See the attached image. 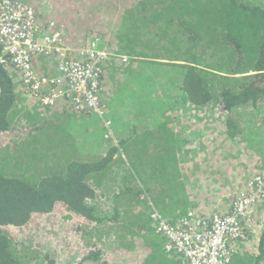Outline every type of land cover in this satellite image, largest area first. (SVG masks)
<instances>
[{
    "label": "trees",
    "instance_id": "obj_1",
    "mask_svg": "<svg viewBox=\"0 0 264 264\" xmlns=\"http://www.w3.org/2000/svg\"><path fill=\"white\" fill-rule=\"evenodd\" d=\"M23 1L36 8L42 23L63 25L75 49L105 38L111 55L130 57L123 73L128 77L145 78L144 67L162 68L168 88L176 86L177 94L159 97L164 84H153L158 99L147 101L161 107L138 109L143 115L157 113L155 132L134 130L110 144L96 143L98 127L88 126L84 113L62 102H27L16 76L0 63V264H56L49 254L19 248L14 239L21 230L40 229L47 221L57 226L59 220L72 222L89 246L77 264H119L114 260L119 257L126 264H184L164 250L150 210L156 206L169 214L178 209L182 215L189 209L207 218L212 214L207 210L228 209L213 204L215 196L189 191L186 163L196 151L182 133L193 116L208 124L207 113H220L219 133L236 139L244 130L241 112L264 108V2L47 0L52 10L42 14L41 0ZM116 13L119 18H112ZM106 74L103 69L100 86L109 93ZM170 110L181 112V121ZM109 181H118V187L105 210L97 204L98 190ZM193 199L207 205L187 207ZM247 213V239L233 264H264V201L252 202Z\"/></svg>",
    "mask_w": 264,
    "mask_h": 264
},
{
    "label": "built area",
    "instance_id": "obj_2",
    "mask_svg": "<svg viewBox=\"0 0 264 264\" xmlns=\"http://www.w3.org/2000/svg\"><path fill=\"white\" fill-rule=\"evenodd\" d=\"M43 12L50 14L51 10ZM68 36V31L55 20L42 23L36 8L29 3L0 0V63L10 73L15 71L25 96L41 106L64 101L74 111L110 122L100 77L112 56L125 64L130 57L111 55L96 38L75 49L67 43ZM39 58L50 61V70L37 67ZM258 200L264 201V172L245 181L224 212L205 218L188 210L173 221L152 206L150 218L155 233L163 238L164 250L177 255L184 264H233L239 245L247 239L244 224L250 216L248 207Z\"/></svg>",
    "mask_w": 264,
    "mask_h": 264
},
{
    "label": "rangeland",
    "instance_id": "obj_3",
    "mask_svg": "<svg viewBox=\"0 0 264 264\" xmlns=\"http://www.w3.org/2000/svg\"><path fill=\"white\" fill-rule=\"evenodd\" d=\"M249 2H264V0H248ZM39 10H43L48 8L47 0H41L39 2ZM85 11H87L85 9ZM121 13H116L112 18L118 19ZM122 30V31H121ZM119 31L124 32V28ZM69 33V32H68ZM94 36H93V35ZM101 34V33H100ZM128 34V33H127ZM95 37V34L92 32L90 36ZM101 35H106L102 33ZM102 36V37H103ZM99 41V46L102 48L109 49V44L106 42L105 38H97ZM94 39V38H93ZM111 51V50H110ZM130 61V60H129ZM39 65L48 68V62L45 60H39ZM127 64V63H126ZM126 64L122 61H119L115 57H112L109 62L106 64L105 71L107 76V84L106 88L109 90V93L101 91L103 103L106 109V118L109 121L103 122L104 119H101L95 115L91 116L88 114H83L81 117L85 116V123L94 128L98 127L93 135H101V137L94 138L96 143L102 139L104 144H110L112 139L121 138L125 135L132 134L134 130L142 132L146 129H149L155 132V125L159 120L157 113L151 112L150 114L143 115V113L138 110L140 108H145L146 111H149L148 106H153L154 111L157 107H161L160 104L148 103V99L156 98V94L158 89L151 88L152 85L156 84H164L161 87L162 94H157L159 97L170 98L176 96V86L172 89L168 88V82L164 77V72L162 68L148 66L143 68V74L146 77H128L129 72L126 71L124 73V69L126 68ZM129 64V62H128ZM107 68V69H106ZM16 76L15 71H12ZM163 79V81H161ZM17 80V79H16ZM18 81V80H17ZM140 81H142L140 83ZM20 85V84H19ZM20 88V87H19ZM151 88V89H150ZM120 95V96H118ZM112 98V102L110 104L111 110H108V106L110 99ZM138 100L140 103L138 104ZM27 102H33L32 99H26ZM136 103L135 107L132 106L133 103ZM64 107H70L68 103L62 101ZM244 109V108H243ZM261 109L249 108L241 112L240 118L243 121V134L240 137L235 138H226L230 139L233 143L232 148L225 151L227 145L230 146L231 142L226 143L220 133L216 131V129L210 130L208 128L203 129V126H213L214 123L219 122L222 123L223 118L220 117L217 113H207L211 115L208 120V124L201 123L202 117H192L190 120H186L185 129H183L182 135L188 138L191 141V147L194 146L200 150V156H195L197 158L199 166L194 170V176L199 180V185L201 190L203 189L204 193L207 192V197L215 196L216 198H220L223 204L227 206L229 203L231 204L233 198L236 196L240 188L243 187V182H241V178H235L234 174L239 175L244 171H258L255 174H260V172L264 171V117H261ZM108 110V111H107ZM240 110V109H239ZM112 112V113H111ZM181 112H174L170 110V114L175 117H172L177 122L181 121V118H177ZM235 113V112H234ZM222 115V114H221ZM239 115L236 112V116ZM148 118H150L148 120ZM84 120V118H83ZM165 120V118H164ZM206 120V119H205ZM109 123V126L106 123ZM84 124L85 127L88 126ZM84 126L82 125L81 135L84 134ZM203 129V130H202ZM209 132L207 135H204L202 131ZM200 131V132H198ZM109 133V137H106V134ZM211 133V134H210ZM212 135H214V139L216 136H220V141H213ZM183 137V136H182ZM234 139V140H232ZM261 141L262 144H261ZM215 143L217 145H215ZM226 143V144H225ZM220 144V145H219ZM197 145H201L198 147ZM215 145V146H213ZM204 147H210L209 149ZM211 146L215 147L217 150L222 149V158H220V163H216L212 169L211 161ZM152 146L150 145V148ZM247 149L248 156L250 154H254L256 152H263V168H256L254 164L247 163V167L240 166L242 162H233L235 158H239L242 153L241 150ZM225 151V152H224ZM246 152V154H247ZM197 154V152H195ZM198 155V154H197ZM125 156V154H123ZM202 158V162L201 159ZM228 158V159H227ZM127 159V158H126ZM205 164V165H204ZM240 167H235L238 165ZM204 166V167H203ZM228 167V168H227ZM119 168H121L119 166ZM227 168V169H226ZM241 168L240 171H236ZM226 169V170H225ZM261 169V170H260ZM119 170V169H118ZM225 170V171H224ZM229 171V173H227ZM236 171V172H235ZM190 174V173H189ZM253 174V175H255ZM252 175V176H253ZM116 177V176H115ZM190 177L193 176L190 174ZM233 178V181H230L231 184H228V179ZM230 180V179H229ZM232 180V179H231ZM215 182V183H214ZM106 185V186H105ZM100 190H98L100 199H97V204L108 210L111 206V196L115 189L118 187V181L113 182L109 181L105 184ZM197 186V187H198ZM200 189V188H198ZM197 189V190H198ZM203 191H199V194H202ZM201 192V193H200ZM220 202V201H219ZM218 202V203H219ZM229 204V205H230ZM202 208V207H201ZM229 208V207H227ZM201 210V209H200ZM226 210V209H224ZM222 210V211H224ZM58 225L55 226V223L47 221L45 225L39 226L40 229H34L35 227L28 228L25 230H21L15 234V242L19 248H24L30 246L43 254H49L52 256L56 262V264H77L80 261V258H83L84 252L89 250V246H85V241L82 239L81 234H78L75 229H73L72 222H63L61 220L58 221ZM38 227V226H37ZM104 252L107 250L105 248ZM42 258V257H39ZM39 258L32 260L33 263L38 262ZM112 259H114L112 257ZM116 263L126 264V259L123 257H119V259H114Z\"/></svg>",
    "mask_w": 264,
    "mask_h": 264
},
{
    "label": "crops",
    "instance_id": "obj_4",
    "mask_svg": "<svg viewBox=\"0 0 264 264\" xmlns=\"http://www.w3.org/2000/svg\"><path fill=\"white\" fill-rule=\"evenodd\" d=\"M47 4H48V8H46V9H50V10H52V8H51V6L49 5V3L47 2ZM45 10V9H44ZM41 12H42V14H45L44 12H43V10H40ZM41 60H42V58H41ZM43 60H45V61H47V62H50V61H48V60H46V59H43ZM41 71H48V70H50V66L48 67V68H45V67H43V66H41V65H39L38 64V66H37ZM261 113L262 112H264V109L263 110H261L260 111ZM197 117H198V115H197ZM261 117H264V113L263 114H261ZM221 124H223V123H219V122H215L214 123V125L213 126H215V127H211V126H209V125H207V126H203L204 128L203 129H205V128H208V129H210V130H212V128H213V130L214 129H216V131L219 133L220 131V125ZM202 129V130H203ZM198 132H200V131H198ZM203 133H204V135H207L209 132H207V131H202ZM219 135L218 136H216V139H214V135H212V140L213 141H220L219 140ZM223 137V136H222ZM223 139H224V141L226 142V143H229V142H231V144H230V146L229 145H227V147H226V149H225V151L227 152V150H229L230 148H232V145H233V143H232V141L230 140V139H226L225 137H223ZM232 140H234V139H232ZM262 142L263 141H261V144H262ZM225 143V144H226ZM215 145H217L216 143H215ZM215 145H213V146H215ZM220 145V144H219ZM198 147H201V145L199 146V145H197ZM213 146H211V150H212V154H211V159H209L208 161H211V167H212V169H213V167H214V165L218 162V163H220L219 161H220V158H222V157H220V156H222V149H216L215 147H213ZM264 146V145H263ZM192 147H194V146H192ZM203 148L204 149H206V148H208V147H204L203 146ZM210 148V147H209ZM208 148V149H209ZM194 149H195V151L197 152V154L195 155V156H200V150L198 149V148H195L194 147ZM224 151V152H225ZM241 152L242 153H245V155H243V154H240V156H239V158H235L234 160H233V162H242L241 163V165L240 166H243V167H247V163H252V164H254V165H256L255 167L258 169V168H263V158H262V154H263V152H256L255 154H254V156H253V154H250V156H248V152H247V149H245L244 148V150H241ZM246 152H247V154H246ZM197 157V158H198ZM197 158H193L191 161H189L188 163H186L187 164V166H189L190 167V169L188 170V172L193 176V178L192 177H188L184 182L186 183V185L189 187V191L191 192V194H195L194 193V191L196 190V189H198V188H200V189H198L199 191H203V189L201 190V187L200 186H198L199 185V180L198 179H196L195 178V176H194V170H195V168L196 167H198L199 166V164H198V161H197ZM201 159V162H202V158H200ZM228 159V158H227ZM205 165V164H204ZM239 166V164L238 165H236L235 167H240ZM204 167V166H203ZM228 168V167H227ZM226 168V169H227ZM225 169V170H226ZM260 169V170H261ZM214 170V169H213ZM224 170V171H225ZM236 171H240L241 172V168L240 169H238V170H236ZM235 171V172H236ZM256 172H258V171H244L242 174L240 173L239 175H237V174H234V176H235V178H237V177H239V178H241V182H245V181H247L253 174H255ZM227 173H229V171L227 172ZM261 173V172H260ZM189 174V175H190ZM230 179V180H229ZM228 179V184H231V182L230 181H233V178H229ZM232 179V180H231ZM197 186H198V188H197ZM201 193V192H200ZM197 195H200L199 197H205L206 196V194L204 193V191H203V193L202 194H197ZM196 200H194L193 199V202H195ZM217 201L219 202V203H217V202H213V204H218L220 207H225V208H227V207H229L230 205V203L227 205V206H225L224 204H223V202L222 201H224V200H220V198H218L217 199ZM233 201V200H232ZM199 203V201H197V202H195V203H190V204H188V206L187 207H193L194 205H198V210H203V208L207 205V203L205 202V201H200V203ZM202 204H204V207L203 206H201ZM202 207V208H201ZM215 208V207H214ZM158 209H160L159 207H158ZM191 209V208H190ZM161 210V209H160ZM189 210V209H188ZM187 210V211H188ZM227 210V209H226ZM225 210V211H226ZM207 211H209V212H212V214L213 213H216V212H219L218 211V209H211V210H207ZM161 212L165 215V216H167L169 219H176L177 217L179 218L180 216L182 217L183 215H185L186 213L184 212V214H182V215H179L181 212H179L178 211V209L174 212V211H172V212H170L169 214H166V213H164L162 210H161ZM211 214V215H212ZM210 215V216H211ZM173 221H175V220H173ZM262 228V227H261Z\"/></svg>",
    "mask_w": 264,
    "mask_h": 264
},
{
    "label": "bare ground",
    "instance_id": "obj_5",
    "mask_svg": "<svg viewBox=\"0 0 264 264\" xmlns=\"http://www.w3.org/2000/svg\"><path fill=\"white\" fill-rule=\"evenodd\" d=\"M264 172V171H263ZM262 173V172H261Z\"/></svg>",
    "mask_w": 264,
    "mask_h": 264
}]
</instances>
